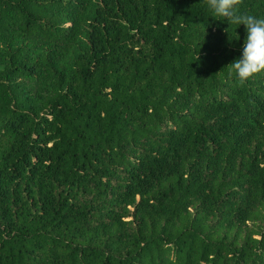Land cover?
Here are the masks:
<instances>
[{
  "label": "trees",
  "instance_id": "1",
  "mask_svg": "<svg viewBox=\"0 0 264 264\" xmlns=\"http://www.w3.org/2000/svg\"><path fill=\"white\" fill-rule=\"evenodd\" d=\"M222 19L0 0V264H264V72Z\"/></svg>",
  "mask_w": 264,
  "mask_h": 264
},
{
  "label": "clouds",
  "instance_id": "2",
  "mask_svg": "<svg viewBox=\"0 0 264 264\" xmlns=\"http://www.w3.org/2000/svg\"><path fill=\"white\" fill-rule=\"evenodd\" d=\"M203 2L214 17L227 19L230 24L245 26L247 35L243 43L242 57L227 66L232 69L238 82L242 85L255 75L264 72V18L241 14L239 5L242 0H203Z\"/></svg>",
  "mask_w": 264,
  "mask_h": 264
}]
</instances>
